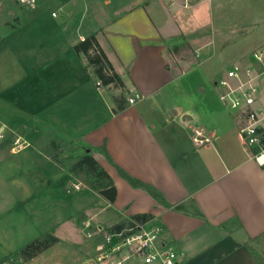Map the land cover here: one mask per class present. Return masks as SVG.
Returning a JSON list of instances; mask_svg holds the SVG:
<instances>
[{
    "label": "crops",
    "instance_id": "obj_1",
    "mask_svg": "<svg viewBox=\"0 0 264 264\" xmlns=\"http://www.w3.org/2000/svg\"><path fill=\"white\" fill-rule=\"evenodd\" d=\"M58 6L52 16L66 10L62 23L79 17L77 31L39 37L33 59L19 57L26 88L14 112L0 109V123L21 130L27 141L19 152L5 150L11 158L0 163L23 200L37 198L48 180L74 188L72 201L54 204L55 225L46 230L66 227L73 243L77 223L85 231L86 220L104 231L124 220H149L163 226L162 239L177 248L178 264H257L247 244L264 257V167L245 149L223 92L195 104L191 99L205 90L188 78L195 58L183 57L184 33L195 28L193 10L185 18L182 6L169 0H59ZM93 34L122 87L105 85L74 50ZM197 126L207 129L210 142L195 144ZM87 146L115 183L113 202L53 160L57 152L81 154ZM142 214L151 217L134 218ZM43 254L23 264H41Z\"/></svg>",
    "mask_w": 264,
    "mask_h": 264
},
{
    "label": "rangeland",
    "instance_id": "obj_2",
    "mask_svg": "<svg viewBox=\"0 0 264 264\" xmlns=\"http://www.w3.org/2000/svg\"><path fill=\"white\" fill-rule=\"evenodd\" d=\"M58 3L59 0H36L34 9L35 6L20 4L19 0H0V36L3 37L0 39V109H13L14 112L18 95L21 97L26 88L20 79L21 70L16 67L19 57L29 53L28 57L33 59L42 37L47 39L53 33L77 31L79 17L73 15L71 20L62 23L66 10L62 16H52L59 8ZM194 4L192 24L196 29L184 33L183 57L195 58L188 78H192L199 90L205 89L191 98L195 104L197 97L200 100L219 97L223 88L216 82L235 63L246 60L249 57L246 55L264 45V0H194ZM224 109L235 116V111ZM237 119L241 125V119ZM16 131L5 132L0 144V163L11 158L6 156L7 151L14 153ZM4 170L5 166L0 165V264L4 261L20 264L23 261L20 249L46 232L65 240L59 238V243L46 250L41 264H82L86 260L92 264L96 255L100 256V250L95 247L104 240L102 233L93 235L90 240L85 236L87 231H82L83 227L77 223L81 231L76 240L69 243L72 232L66 227L46 230L55 223L54 204L73 200L75 193L71 185L65 181L49 185V180L44 181L37 198L27 201L29 198L23 200L21 191L10 182ZM83 181L86 183L84 178ZM23 185L28 188L26 183ZM81 192H88V189L83 188Z\"/></svg>",
    "mask_w": 264,
    "mask_h": 264
},
{
    "label": "built area",
    "instance_id": "obj_3",
    "mask_svg": "<svg viewBox=\"0 0 264 264\" xmlns=\"http://www.w3.org/2000/svg\"><path fill=\"white\" fill-rule=\"evenodd\" d=\"M19 2L35 6L36 0ZM169 3L182 6L185 18L191 16L194 0H169ZM58 13L59 10L53 11L52 15ZM217 84L223 88L221 101L241 119L240 135L245 149L257 165L264 167V47L254 51L246 60L235 63ZM129 101L133 103L135 98ZM7 131L9 129L0 123V144ZM16 133L12 148L19 152L27 146V141L18 130ZM192 138L199 146L210 142V135L203 126L192 129ZM83 226L89 237L103 234L97 264H129L134 260H140L138 264H178L180 259L177 248L162 239L164 228L159 223L134 221L130 226L113 231L92 230V224L87 220ZM1 264L11 263L4 261Z\"/></svg>",
    "mask_w": 264,
    "mask_h": 264
},
{
    "label": "trees",
    "instance_id": "obj_4",
    "mask_svg": "<svg viewBox=\"0 0 264 264\" xmlns=\"http://www.w3.org/2000/svg\"><path fill=\"white\" fill-rule=\"evenodd\" d=\"M74 50L87 58L89 65L105 85L121 87L124 85L121 75L116 72L95 34L77 43L74 46ZM53 160L72 176H84L86 183L110 202L115 200L117 195L115 183L109 173L94 158L88 146L81 154L65 155L63 152H57L53 154ZM150 217L148 214L134 216L136 219L144 220H148ZM130 225H132L131 221L124 220L111 227L110 230H120ZM253 241H262V238L257 237ZM59 242L60 239L58 237L48 232L23 246L19 252L20 257L24 261H29ZM247 247L256 263L264 264V257L261 253L249 244H247Z\"/></svg>",
    "mask_w": 264,
    "mask_h": 264
},
{
    "label": "water",
    "instance_id": "obj_5",
    "mask_svg": "<svg viewBox=\"0 0 264 264\" xmlns=\"http://www.w3.org/2000/svg\"><path fill=\"white\" fill-rule=\"evenodd\" d=\"M189 116V115H188ZM86 264V263H85Z\"/></svg>",
    "mask_w": 264,
    "mask_h": 264
}]
</instances>
